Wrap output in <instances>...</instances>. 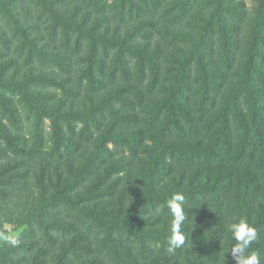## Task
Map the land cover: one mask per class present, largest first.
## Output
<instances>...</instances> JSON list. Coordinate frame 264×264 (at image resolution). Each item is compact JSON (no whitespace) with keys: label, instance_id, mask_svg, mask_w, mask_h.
<instances>
[{"label":"trees","instance_id":"trees-1","mask_svg":"<svg viewBox=\"0 0 264 264\" xmlns=\"http://www.w3.org/2000/svg\"><path fill=\"white\" fill-rule=\"evenodd\" d=\"M31 1L34 0H0V7L4 9V13L16 18V22L22 23L18 28L28 37H32L29 31L33 28L30 23L27 24L25 19L27 16L28 19L31 18L30 6L27 5ZM38 1L43 5L41 8L43 13L46 14V11L59 12L60 8L57 9L56 4L67 6L71 0ZM72 1L76 3L78 0ZM87 2L89 13L90 11H92L91 13L94 12L98 25L104 27V36L108 32H112L115 36L117 35L116 40H119L117 41L118 51L121 54L123 53L124 62H119V60L108 76L114 77L117 82L123 81L129 87L120 92L125 97L127 96L126 98L129 101L123 102L125 107L130 108L133 112L136 110L134 112L136 113L137 108L135 106L140 99H144V90H152L165 81L161 80L164 68L167 69V73L175 78L177 85L175 84L172 90L171 104L168 107L163 105L154 109L150 108L145 114L144 121L141 122L140 120L137 129L132 131L134 137L130 138L123 135L124 131L122 129L128 128L129 120L127 121L126 116L116 117L117 114L114 113H111L112 118H110L114 120L113 123L109 124L105 133L100 132V135H98L99 142L97 145H103L106 142V139L102 138L103 135H114L111 138V149H108L107 145H103V150L109 152L108 156L114 161L116 159H126L124 157L126 156L125 152L131 154L134 158L138 155L139 159L141 155L139 148H142L141 145L143 144L147 145V148L142 156H146L148 159L150 152H147V149L151 151L154 148L151 155H156L154 167L161 172L160 178H156L158 177L157 172L152 173V180L150 186H148L149 192H147L149 198L145 197L135 204L131 202L133 207H126L128 209L122 217L117 216L116 208L121 209L123 206L115 207L113 204L116 198L110 202L111 207L102 204L104 195L116 192V189L112 186L114 184L111 182H109L106 191L103 190L105 184L92 187L93 190L90 191L96 193L94 199L92 197L94 195L88 194L86 197L84 196L85 198L75 196L78 192L84 193L87 188L84 186V188L78 189L70 186L68 180L71 181L72 179H69V175L64 170L67 163L61 165V161L66 155L72 154L79 144L87 142L88 137H83L86 135V130L91 128L84 125L80 136L75 137L70 134L71 136L68 138V133L64 132L65 126L60 121L52 118L51 126L53 128L59 126V133L62 138L56 136L52 139V146L48 149L47 154L44 147L35 144L36 148L33 150L34 152H31L34 153L31 155V160L18 168L19 171H23L22 176L18 174L16 176L11 175L6 182L10 183L12 190L17 188L18 180L29 173V170L32 169L30 167L32 162L37 160V162L35 161L37 169L43 171L44 177H58L60 179L57 182L58 185L62 184L60 183L62 178H64L63 183H67L65 187L60 189L56 197L42 201L43 204L42 202L32 204L29 197L26 200L24 198L22 200L24 205L22 204L21 208L23 211L26 208L24 213L31 212L25 217H22L23 214L19 213V206H13L15 209L8 206L5 219L8 217V223L15 225L17 223V227L25 224L21 232L25 241L19 244L23 246L18 249L8 250V256L4 254L7 261L1 260V264H24V262L28 264L32 252H36L34 259L32 258L34 263L41 264H44L45 260L49 261V259L59 261V264L60 262L61 264H135V262L141 260L143 264H147L149 259H153L154 263H157V260L166 253V251H163L164 248L168 247L169 250L168 240L165 238L167 228L161 231L158 226L161 222L165 225L169 224L172 219L166 206V201L170 196H163L161 193L162 186L169 187V184L176 183L178 180L179 183H183L188 171H195L196 176L201 169L214 171L217 176L225 172L226 175L229 174L230 178L226 184L225 192L224 190H221V192L217 190L215 197L211 195L209 189H201L196 193L191 192V198L184 196V208L187 211L185 213L186 221L193 222L197 234H199V226H195L194 216L199 219L201 213L207 211L208 202L210 200L214 201L212 208H216L212 210V213L215 216L213 214L206 223H211L215 230L205 233L206 238L203 240L205 246L200 252L202 255L209 254L211 256V258L205 260L211 261V264H218L219 260L223 258V252L227 250V239L230 238L225 228L229 222H224L222 219L223 213L220 212L221 214H219L218 209H221L222 203L227 201L225 194L232 192L233 178H238L243 183L240 188L242 196L249 189L251 194L254 193L253 190L256 188H259L264 194V155H261L264 146V83H262L264 81V0H256L255 14L251 23L246 27L247 31L243 29L246 5L242 0L238 1L237 4L235 3L236 0H88ZM21 4L24 8L23 14H19ZM212 7L217 9L218 19H215L212 28L205 33L202 41L191 45L193 38L189 36V33L192 34L191 31H195L198 35L204 25L203 20L196 18H206V14L211 12ZM257 8H259V11L256 12ZM230 10H232L231 13H229ZM71 11L76 15L77 10L71 9ZM237 15L238 17H236ZM20 18H23V22H20ZM196 20H199V23L195 25ZM31 23L35 24V21L32 20ZM222 24H225L229 29ZM1 25L0 20V27ZM58 26L56 23L55 27ZM38 27L40 28V25ZM63 27L66 30L62 47L63 44L71 46L75 31L71 26ZM85 27H87L86 24ZM88 30H90V27ZM158 30H162V32H165V30L166 32L173 31L172 34L166 33L162 36L158 34L157 37ZM219 30L222 33L217 39ZM90 32H94L93 27ZM96 36L93 34L85 41L91 49L90 55L92 56L91 64L89 63L84 74L90 77L88 82H80L76 86V91L68 86L67 90L60 92L59 100L68 103L78 92L95 97L97 91L94 90V87H97L98 83L95 82L97 79H104L106 71L103 66L105 57L103 58L102 50L107 52L114 45V43L109 44L103 49L99 45L100 42ZM42 37L44 35L39 36L34 44L38 46V41H40L39 46L49 47V40L45 37L42 39ZM56 37H58V33L53 36L52 40H57ZM6 42L9 44L7 39ZM59 44L60 42L55 49H59V55L66 58V62H69L65 66L73 75V57L71 59L70 56L67 57L61 53ZM72 47L75 49L74 44ZM136 49L143 51L145 61L141 58L137 60L138 63L140 62L139 64L132 63L133 67L136 68L134 72L132 66H128V64L136 57ZM176 50L177 54H174L173 52ZM243 54L244 59L242 61H244V64L239 79L243 87L237 91H231V89L226 92L229 79L234 76H231L235 72L233 64L240 61ZM136 65L139 66V70ZM146 70H149L151 74H145ZM121 75L123 77H120ZM21 84L26 90L24 96L28 91L30 93V98L26 100L30 107L35 109L39 104L44 109L43 104H46L48 100L34 95L37 88L46 90L44 85L41 82L39 83L38 80L32 82L33 89H30L31 84L29 83L22 82ZM163 84L167 85L168 82L165 81ZM13 90L14 94L11 102L14 104L21 97L23 91L21 89L16 91L15 88ZM31 90L33 91L31 92ZM112 101L116 102L113 96L106 97L92 113L95 115L98 109H102V117L107 120L106 108L112 110L110 105ZM96 115L101 117L99 114ZM131 116L136 117L135 115ZM150 130L154 131V136H151L152 143L148 145L145 133ZM150 133L153 134V132ZM135 134L138 135L135 136ZM79 137L80 139H76ZM181 143L190 146L180 145ZM54 145L56 148L64 147L69 153L61 154L59 161H57V154L53 149ZM121 161L125 162L126 160ZM95 163L88 164L87 170H91ZM124 164L126 165L127 162ZM119 169H114V174L121 175ZM124 171L131 175V171L128 169ZM37 175L39 174L36 173L35 176ZM1 176H4V174L2 173ZM43 176L41 184L44 186V190L47 191L48 186ZM253 181L257 184H254ZM124 182L122 181L121 184ZM196 182L198 181L196 180ZM218 182H223L221 177ZM19 191L18 194H14L12 197H7L9 192L0 190V194L6 197V201L11 200L13 202L17 198L19 200L21 196L25 197L24 192L20 194L23 190L19 188ZM137 192L140 193V191ZM188 194L190 197V193ZM259 198L261 199L259 202L254 201V196L250 200L251 207L256 202L261 207L260 211L257 212L258 216L254 220L248 217L251 214V209L246 208V203L238 207L236 214L238 217L245 218L255 227L257 238L251 244L249 251H256L260 258L264 259V196H259ZM118 199L120 198L118 197ZM29 203L32 204L33 208L31 205L29 206ZM58 203L66 210L62 211L60 207L57 211H51V207L56 206ZM120 204L122 205V201ZM158 206L162 208L161 212L158 211ZM147 211H151L152 214H159H153L156 219L152 218V221H143L141 214ZM106 213L116 214L113 224L109 225L106 233L107 238L112 237L109 242L110 245L112 244L113 258L109 260L108 257L101 259L105 248H98V245L96 247L94 245V239L96 238L94 230L100 228V225L94 220L106 217ZM232 220L234 219L232 218ZM2 221L4 220L0 221L1 225ZM201 225L203 224L201 223ZM191 227L192 224L186 226L188 234L185 236V247L173 251L172 257L168 260L171 264H179L176 257L180 252H176L181 250L189 253L186 257L199 255L198 252H193V248L188 242L189 235L192 234L191 229L193 227ZM110 233L111 235H108ZM114 235L121 236V241H117ZM224 240L225 245L223 244ZM232 242L234 241H230V243ZM105 245L107 244H104V247ZM121 249H125L126 252L123 254H127L126 256H120ZM154 249L162 250L153 251ZM156 252L158 253L156 254ZM153 253L155 256L149 257ZM227 254L230 253H225V257L229 261L226 264H235L232 256H227ZM260 264H264V261H260Z\"/></svg>","mask_w":264,"mask_h":264},{"label":"rangeland","instance_id":"rangeland-1","mask_svg":"<svg viewBox=\"0 0 264 264\" xmlns=\"http://www.w3.org/2000/svg\"><path fill=\"white\" fill-rule=\"evenodd\" d=\"M87 1L88 0H78L75 3L71 0L70 4L67 6H58L56 4L57 9L60 8L59 12L54 10L46 11V14L43 13L41 8L43 5H41L38 0L31 1L30 4L27 5L30 6L32 15L29 19L27 16L25 20L27 24L30 23L31 27L33 28L29 31L32 37H28L18 28L22 23L16 22V18H14L13 16L6 15L4 13V9L0 7V20L2 22V25L0 27V34L3 35H0V190L2 192H9L7 197H12L14 194H18L20 192L19 188L20 190H23L20 194H23V192L25 194V197L21 196L19 200L17 198L16 201H13L14 203L11 202V200L6 201V197H3L0 194V203H2L3 201V203L0 204V221L4 220L2 221V225L0 223V264L1 260L7 261L6 256H8V250H12L13 248L18 249L19 247L23 246L19 244L25 241V239L23 240L21 235L25 224L17 227V223L16 225L13 223H8V217L7 219H5V216H7L6 213L8 206H19V213H22V217H25L31 212L27 209V211L29 212L24 213L26 208L24 209V211L22 210L21 205L23 204L22 200L24 198L26 200V198L29 197L32 204H40L46 199L56 197L60 192V189L65 187L67 183H63L64 178H62V182H60L62 184L58 185L57 182H59L60 180L58 179V177H44L43 171H39V169H37V165L35 163V161L37 162V160H34L32 162V166H30L32 169L29 170V173H27L25 177L18 180L19 184L17 188H14L12 190V188L10 187V183L6 182L7 178H9L11 175L16 176L18 174L22 176L23 171H19L18 168L31 160V155L34 154L31 152H34L33 150L36 148V145L44 147L45 153L47 154L49 152L48 149L52 146V139L56 138V136L61 137L59 133V126H57L56 128H53L51 126L52 118L60 121V123L65 126L66 129L64 130V132L68 133V138H70V134H73L75 137L80 136L82 133L81 130L83 129L84 125H87L91 128L89 130H86V135L83 137H88V139L86 140L87 142L84 144L82 143L81 145L79 144L77 149L72 154L66 155L65 158L61 161V165L67 163L64 167V170L66 174L69 175V179H72L71 181L68 180L70 186L78 189H82V187L84 188V186H86L85 188H87L84 193L78 192L75 194V196L86 197V195L88 194L94 195L92 196L94 199L96 197V193L90 191L93 190L92 187L105 184L103 186V190L106 191L108 189L109 182H111L112 184H114L112 186L116 189V192H112V194L110 195H104V201L102 204H106L108 207H111L110 202L116 198L113 204L115 207L123 206L121 209L116 208L117 216L122 217L123 214H125V211L128 209H126V207L132 208L133 204H135L136 202H139L145 197L149 198V196H147V192H149L148 186H150L152 180V173L157 172L158 177L156 178H160L161 172L157 171L158 169L154 167L156 155H151L152 151H154V148L151 151H148L147 149V152H150V156L148 155V159L146 158V156H142V153H144L147 148V145L145 146L143 144L141 145L142 148H139L141 152L139 159L138 155L136 158H134V156H131V154L125 152L126 156L124 157L126 159H116L114 161V159L111 160L112 158L108 156L109 152H105L103 150V145H107L109 147L108 149L112 148L111 138L114 135H103L102 138L106 139V142L103 145H97V143L99 142L98 135H100V132L105 133V131L108 129L109 124L113 123L114 120H111L110 118H112L111 113H114L117 114L116 117L126 116L125 118L127 119V121L129 120L127 125L128 128L122 129L124 131L123 135L130 138L134 137L132 131L137 129L140 120L141 122L144 121L145 114L149 111L150 108L154 109L163 105L168 107L171 104L172 90L176 84L175 78L173 75L167 73V69L164 68V70L162 71L163 77L161 78V80L167 81L168 84H163L165 82L164 81L160 83L161 85L154 87L152 90H144V99H140L135 106L137 108L136 113H134L136 110L133 112L130 108L128 109L127 107H125L123 102L129 101L126 98L127 96L125 97L120 92H122L123 89L129 87L122 80L119 79L122 82H117L114 77L108 76L112 68H114L119 60V62H124L123 53L121 54V52L118 51L119 46L117 45V41L119 40H116L117 35L115 36L112 32H108L104 36V27L100 24L98 25V21L94 12L91 13L92 11H90L89 13L87 9L89 7ZM238 1L236 0L235 3L237 4ZM242 1L246 5L244 18L245 24L243 29L244 31H247L246 27L251 23L255 14V7L257 6L256 0ZM20 8L21 9L19 14H23L24 8L22 4L20 5ZM71 9L77 10L76 15L71 11ZM216 10L217 9L215 7H212L211 12L206 14V18H196L199 20H203L204 25L201 31H199L198 35L195 31H191L192 34L189 33V36L193 38L191 45L202 41L205 37V33H207L208 30L212 28L213 22H215L216 18L218 19ZM257 11H259V8L256 9V12ZM231 12L232 10L229 11V13ZM233 16L235 17V15ZM236 17H238V15ZM32 20L35 21V24L31 23ZM199 20H196L194 22L195 25L199 23ZM20 22H23V18H20ZM56 23L59 25L58 27H55ZM85 24L87 25V27L84 28ZM39 25L41 29L38 27ZM63 26H71V28L74 29L75 33H77H73L71 46L63 44L62 47V40L65 39L64 37L66 30ZM223 26L229 29L227 26H225V24ZM89 27L91 31L93 27L94 32H90V30H88ZM95 30L99 33H97ZM173 30H169L168 32H166V30L165 32H162V30H158L157 37L158 34L162 36L166 33H171ZM57 33V40H52L53 36ZM221 33V30H219L217 39H219ZM93 34L97 35L96 37L100 42L99 45L103 49L105 48V46L114 43V45H112V47H110L107 52H104L102 50L103 58L105 57L103 66L106 70L104 73V79H97L96 82L94 80H91L95 83L98 82L96 85L97 87H94V90L97 91L95 97H90L86 93L82 94L78 92L76 96L72 98V100H69L68 103L66 101L59 100L58 97L61 96L60 92H62L63 90H67L68 86H70L72 90L76 91V86H78L80 82H88V79L90 77L84 74L89 63L91 64L92 56L90 55L91 49L88 47L85 41L86 39H89ZM41 35H44V37L49 40V47L39 46L41 44L40 41H38V46L34 44V41L37 42L39 36ZM44 37H42V39ZM6 39L9 41L10 45L6 42ZM59 42L60 52L65 54V56L67 57L70 56L71 59L73 57V75L70 73L71 71L67 69L68 67L66 68L69 62H66V58L59 55V49H55V47L58 46ZM73 44L75 45V49H73L72 47ZM136 50L137 59L136 57H134V59L131 60V63L128 64V66H132V71L134 72L136 71V68L133 67L132 63L139 64L140 62L138 63L137 60H140L141 58H143V60L145 61L143 51L138 49ZM173 53L177 54V50ZM15 56L17 57L16 59ZM241 57L242 59L240 61H237L233 64L235 72L231 74V76H234L229 79V83L226 87V92L230 91L231 89V91H237L241 87H243L242 82H240L239 79L244 64V61H242L244 59V54ZM26 58L28 59V61ZM94 64L96 65V63ZM136 66L138 69L139 66ZM151 69L154 72L152 67ZM141 70L143 69L141 68ZM145 74L150 75L151 73L149 70H146ZM120 77L123 76L121 75ZM36 80H38L39 83L41 82V84H43L44 88L46 89L39 90L37 88L34 92V95L36 97H42L44 98V100H48L46 104H43V101L41 102L45 106L44 109L39 104L35 109L30 107V105L26 101L30 98V93H28L29 91L24 96L26 90H24V86L21 83H29L31 84L30 89H33L32 82H36ZM262 83H264V81ZM13 88H15L16 91H19L20 89L23 91L21 97L18 96L19 99L18 101L14 102V104L13 102H11V98H13L14 94ZM32 91L33 90H31V92ZM119 93L120 95H118ZM110 96H113L116 102L112 101V103H110V105L112 106V110L106 108L105 115L107 116V120L103 119L102 117V109H98L96 113L101 117L96 114L94 115L92 112L97 108L99 103L102 102L106 97ZM61 106L63 107L62 109L60 108ZM131 115H135L136 117H132ZM40 120H42V122H40ZM150 132H153V134L151 135ZM147 134H149V136H147ZM136 135L138 134H135V136ZM151 136H154L153 130L145 133L146 142H148V145L152 143V140L150 139ZM76 139H80V137ZM180 145H184L186 147L190 146L189 144L184 143H181ZM53 149L56 151L57 161H59V157L61 154L69 153L64 147L56 148L54 145ZM262 151L263 153L261 155H264V146L262 147ZM121 152L123 151L121 150ZM121 152L119 153V155L121 154ZM155 153L158 154V152L156 151ZM121 160L126 161L122 162ZM94 162H96L95 166L91 168V170H87L86 167L88 166V164ZM126 162L127 164L125 165L124 163ZM122 163L123 165H121ZM98 166L99 169L97 170ZM118 168H120L119 170L121 171V175L114 174L113 172L114 169L118 170ZM126 169L131 171V175L124 171ZM2 173L4 174V176H1ZM36 173H38L39 175L35 176ZM193 174L194 176L192 177ZM42 176L45 178L44 181L48 186L47 191L44 190V186L41 184ZM220 177L223 182H218V179ZM193 179L194 181H192ZM229 179V174L226 175L225 172L217 176L216 172L214 171H204L201 169V171H199L195 176V171L191 170L188 171V175L183 183H179L178 180V182L176 183L169 184V187L162 186L161 193L163 194V196L167 197H171L174 193H181L185 197L191 198V192L196 193L201 189H209V192L212 193L211 195L215 197L217 190L218 192H221V190H224L225 192L226 184L229 182ZM196 180L198 182H196ZM122 181L125 182L121 184ZM242 184L243 183L240 181V179L233 178V183L231 184L232 192L229 194H225V196L227 197V201L225 203H222L221 209H218L219 214H221L220 212L223 213L222 219L224 220V222H230L232 218H238L236 210H238V207L243 206L245 203L246 208L249 207V209H251V214H249L248 217L251 220H254L258 216L257 212H259L261 208L258 205V202L261 200L259 196H264V194L259 188H256L255 190H253L254 193L251 194L249 189L242 196L240 189L242 187ZM254 184H257V182H254ZM204 186H207L209 188H205ZM137 191H140V193H138ZM188 193H190V197ZM252 195L255 197L254 201L258 202L253 204L251 207L250 200L253 199ZM118 197L120 199H118ZM121 201L122 205L120 204ZM131 202H133V204H131ZM213 202V200H210L208 202L207 211L201 213L202 215H200L199 219L194 216V221L196 222L195 226H199L198 232L200 235L197 234L195 228L194 230L192 229V234L189 235L188 242L189 245L193 248V252L196 251L199 255L186 257L189 253H186L184 250L178 251L176 253H180L176 258L179 261V264H211V261L205 260L206 258H211V256L209 254L202 255L200 251L205 246L203 243V240H205L206 238L205 233L215 230L213 229L214 226H212L211 223H206L214 214L212 213V210H215L216 207L212 208ZM32 204L29 203V206L31 205V207L33 208ZM60 207L62 211L66 210L65 207H62L61 204L58 203L56 206L51 207V211H57ZM256 207L257 209H255ZM157 209L159 212L162 211V208L159 206L157 207ZM186 212L187 211H185V213ZM153 214L151 213V211H147L144 214H141V219L148 222L149 220L152 221L153 219H156ZM115 216V213H106V217L94 220L100 225L99 229L94 230V236L96 237L94 239V245L95 247L96 245H98V248H105L102 253L101 259H104L105 257H108V260L110 258H113V248L112 244L110 245L109 242L112 240V237L107 238L106 233L109 225L113 224ZM106 222L108 223L106 224ZM201 223L204 226L201 225ZM170 224L171 221L166 225L161 222L158 226L161 231L167 228V230L165 231V238L167 240L170 235ZM189 224H192L193 227V222L191 221H185V223L181 226V231L185 236L186 234H188L186 226H189ZM7 235L15 237L18 243L16 245H12L11 243H9L3 238ZM108 235H111V233ZM114 236H116L117 241H121V236ZM104 244L107 245H105L104 247ZM223 244L225 245V240L223 241ZM184 247L185 245H183L181 249H183ZM161 250L162 249H154L153 251ZM163 251H166V253L157 260V263H154L153 259H149L147 260V264H171V262H168V260H170L169 258L172 257L173 251H169L168 247L164 248ZM125 252V249H121L120 256H126L127 254H123ZM35 253L36 252H32L30 254L31 259L29 260L30 263L28 264L34 263L33 259ZM157 253L158 252H156V254ZM4 254L6 256H4ZM154 256L155 255L153 253L149 257ZM227 256H231V254H227ZM133 259L136 260L135 258ZM260 261L263 262L264 259L261 257ZM226 262L229 261L225 257V261L224 258H222L221 260H219L218 264H226ZM24 264L27 263L24 262ZM44 264H59V261L49 259V261L45 260ZM135 264H143V261L141 260L139 262H135Z\"/></svg>","mask_w":264,"mask_h":264},{"label":"clouds","instance_id":"clouds-1","mask_svg":"<svg viewBox=\"0 0 264 264\" xmlns=\"http://www.w3.org/2000/svg\"><path fill=\"white\" fill-rule=\"evenodd\" d=\"M184 202L185 197L181 193H174L166 201V206L172 217L170 235L168 237L169 251H175V249L185 244V235L181 231V226L187 219ZM225 228L230 238L227 239V250L223 252L224 261L225 253H230L235 264H260L259 254L256 251H249L251 244L257 238L255 227L245 218L238 217L226 224ZM3 238L12 245L18 243L17 239L11 235L4 236ZM230 241L234 242L230 243Z\"/></svg>","mask_w":264,"mask_h":264}]
</instances>
